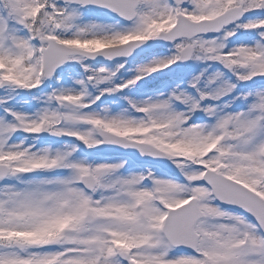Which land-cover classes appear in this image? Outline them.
<instances>
[{"label":"snow or ice","instance_id":"6c2138e0","mask_svg":"<svg viewBox=\"0 0 264 264\" xmlns=\"http://www.w3.org/2000/svg\"><path fill=\"white\" fill-rule=\"evenodd\" d=\"M0 264H264V0H0Z\"/></svg>","mask_w":264,"mask_h":264}]
</instances>
